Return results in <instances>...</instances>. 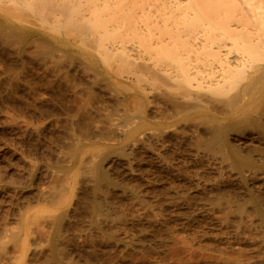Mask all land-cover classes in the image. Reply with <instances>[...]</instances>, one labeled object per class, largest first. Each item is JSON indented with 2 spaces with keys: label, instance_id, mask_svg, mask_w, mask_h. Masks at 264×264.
Wrapping results in <instances>:
<instances>
[{
  "label": "rangeland",
  "instance_id": "1",
  "mask_svg": "<svg viewBox=\"0 0 264 264\" xmlns=\"http://www.w3.org/2000/svg\"><path fill=\"white\" fill-rule=\"evenodd\" d=\"M3 2L0 264H264V62L189 98L111 79L116 67L67 35L70 1ZM85 168L98 172L86 184Z\"/></svg>",
  "mask_w": 264,
  "mask_h": 264
},
{
  "label": "bare ground",
  "instance_id": "2",
  "mask_svg": "<svg viewBox=\"0 0 264 264\" xmlns=\"http://www.w3.org/2000/svg\"><path fill=\"white\" fill-rule=\"evenodd\" d=\"M2 1L3 0H0V3H2ZM25 1L27 5L26 8L29 7L32 10L36 7H40L42 4L50 5L53 3V0ZM67 1L77 2L76 4L74 2L70 4L69 2V5L65 6L67 16H64L63 19L67 17V26L69 28L72 27V31L74 30L72 32L73 34L71 33L72 36L70 34L67 35L71 38L75 37V39L72 38L74 41L78 40L76 36L82 37L84 35L87 39L84 38L85 41H88L91 45L93 44L91 47L97 50L98 56L103 58L102 60H104L105 64L109 67L110 64H112L113 68L116 67L115 70L117 72L112 68V71L116 74L113 75L110 73L109 75L111 79H118V77H121L132 83L135 82V84H140L143 81L147 86L149 85L145 83V81H150L152 84L155 82L172 83L175 87L177 86L180 90L182 89L185 95H189L191 93L190 91L193 89L212 93L215 92L216 95L218 93L217 91L225 89L230 90L231 86L238 85L235 83H237L239 79L242 80V77L246 75L248 70L260 62H264V0ZM9 3L11 4V2ZM7 4L8 2L6 5ZM15 4L13 7L17 6ZM58 4H60V2ZM0 7H2V5H0ZM11 7H9V11H15L14 14L16 17L18 16V18L14 19L12 12H10L12 14H8L9 17L11 15L14 20H21L19 13H21L23 9L18 12L13 7L11 9ZM62 8L64 9V7ZM5 9L8 10V8ZM5 9L0 8V11L2 12ZM42 9L46 11L45 7ZM45 11L43 12L45 13ZM55 11L53 14L57 13ZM61 11L64 12V10ZM17 13L19 15H17ZM61 14L58 12L57 17L59 18ZM41 16H43V13ZM46 17L48 19L47 15L45 18ZM24 18L25 17H23L21 21L25 22ZM45 18L41 17L40 19ZM58 18L55 19L54 17L57 24L56 26H58ZM25 19L28 23V21H30V16L29 19ZM47 19H45L46 22L48 21ZM33 23L34 22H32V25ZM65 23L62 25L63 27H65ZM59 25L61 26L60 23ZM36 26L37 25H35V27ZM0 27L1 29L3 28V26ZM63 29L66 30V28ZM75 31L77 35L74 36ZM5 33L3 32V35ZM14 33L16 34V32ZM78 38L80 40V37ZM85 41L81 42L84 43ZM85 43L87 44V42ZM91 47H88V49L90 50ZM206 72V77L199 76ZM124 74L125 76H123ZM252 80L251 83L253 82ZM249 82L250 81L246 84L247 86L251 85ZM161 85L162 84H158L157 86ZM168 85L169 84H167V86ZM121 86L127 89L126 85V88L123 87L124 85ZM251 86H253V84ZM151 87L148 89L150 90ZM227 87H229V89H227ZM143 88H145V85ZM170 88L174 89L172 87ZM132 90L131 87V89L129 88L124 91L130 92ZM235 90H237L236 87ZM136 94L141 96L138 92ZM191 95L187 97L190 98ZM199 95L194 98V101L197 102L194 106L196 109H200L199 102H204L202 99L203 97L201 98ZM201 96L203 95L201 94ZM184 99L186 98H183V100ZM186 100L187 102H191V99L189 101L188 99ZM180 101L182 102V99ZM171 102L174 101L172 100ZM189 104L187 106H189ZM233 104H235V102ZM61 164L60 162V165ZM96 171L94 168L84 169L81 178L85 184L90 183L93 177L95 178L94 173H98ZM57 176L55 175L56 179ZM58 187L62 188L61 183H58L52 191H49L47 197L55 198L57 195L56 189ZM105 192H107V190H105ZM109 192L110 190L107 194H109ZM100 195L101 190L100 187H98L94 194V198L97 200L95 202L97 208L108 216L113 215L108 204L110 201L107 202V199L104 201L103 199L100 200ZM94 198L93 201H95ZM2 250L5 251V249L1 248V251ZM2 252H0V255H6ZM0 260L2 261V258ZM45 263H47V261Z\"/></svg>",
  "mask_w": 264,
  "mask_h": 264
}]
</instances>
